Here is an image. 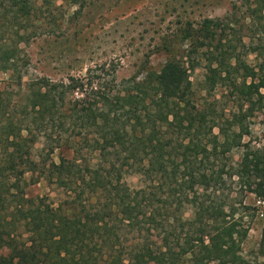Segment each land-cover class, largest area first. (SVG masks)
<instances>
[{"label":"trees","instance_id":"1","mask_svg":"<svg viewBox=\"0 0 264 264\" xmlns=\"http://www.w3.org/2000/svg\"><path fill=\"white\" fill-rule=\"evenodd\" d=\"M19 10L29 14L26 3ZM226 30L213 19L199 30L212 49L206 89L228 83L263 101L264 75L239 58ZM17 51L0 46V72L17 66ZM185 64L171 56L125 91L89 77L40 78L24 101L0 104V264H264L240 254V208L221 197L236 179L264 201V146L245 142L242 112L192 102ZM241 73L249 85L234 82ZM62 150L72 156L55 160ZM37 185L50 193L29 196Z\"/></svg>","mask_w":264,"mask_h":264},{"label":"rangeland","instance_id":"2","mask_svg":"<svg viewBox=\"0 0 264 264\" xmlns=\"http://www.w3.org/2000/svg\"><path fill=\"white\" fill-rule=\"evenodd\" d=\"M17 1L26 3L29 14L19 10L24 3L0 0V46L18 48L17 66L0 72V104L24 101L27 85L40 78L57 82L68 77H89L107 90L125 91L133 86L132 80H144L149 71L158 73L174 56L190 68L192 102L197 106H218L228 117L242 112L250 130L245 142L258 148L264 146V113H249L251 106H264V100L260 102L258 96L252 102L245 100L228 83L211 91L206 89L212 49L199 33L205 19L219 21L223 26L229 24L231 30L223 35L236 44L239 58L262 77L264 18L254 12L260 0ZM251 81L245 80L242 73L234 76L239 86ZM261 92L264 94V90ZM41 149L39 145L35 154ZM61 152L72 156L62 150L56 152L55 160ZM232 154L235 162L242 155L237 150ZM129 182L139 184L137 177ZM28 192L36 197L50 190L37 185ZM55 193L58 194H51L56 201ZM221 197L226 204L240 208L236 215L239 221L232 224L241 245L240 254L247 261L263 263L264 201L248 193L236 179L223 185ZM126 240L122 239L124 245L128 244Z\"/></svg>","mask_w":264,"mask_h":264}]
</instances>
